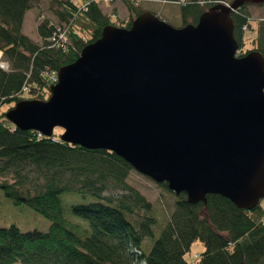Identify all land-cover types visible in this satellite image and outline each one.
Returning a JSON list of instances; mask_svg holds the SVG:
<instances>
[{
    "label": "water",
    "instance_id": "obj_1",
    "mask_svg": "<svg viewBox=\"0 0 264 264\" xmlns=\"http://www.w3.org/2000/svg\"><path fill=\"white\" fill-rule=\"evenodd\" d=\"M217 5L175 29L152 13L106 27L63 67L47 101L6 113L16 129L116 154L190 204L218 195L238 209L264 199V58L236 53L231 13Z\"/></svg>",
    "mask_w": 264,
    "mask_h": 264
},
{
    "label": "trees",
    "instance_id": "obj_2",
    "mask_svg": "<svg viewBox=\"0 0 264 264\" xmlns=\"http://www.w3.org/2000/svg\"><path fill=\"white\" fill-rule=\"evenodd\" d=\"M32 1L0 0V52L9 66L8 71L0 68V190L15 206L25 205L48 219L50 228L48 233L0 228V264H264L260 203L249 211L218 195L190 204L186 194H181L166 227L146 254L143 243L154 238L156 218L151 215V203L128 184L134 171L129 164L112 152L64 143L62 134L56 132L47 138L35 131H21L6 119L4 107L21 101H47L51 76L74 63L85 46L101 38L106 27L129 29L145 13L125 2L129 21L119 25L111 21L115 14H104L92 0L86 10L75 0H50L57 24L46 20L38 25L40 46L22 33ZM180 3L186 26L196 25L202 14L227 0ZM247 4L230 15L239 48L244 46V28L249 24ZM58 30L66 31L69 42L65 47L50 48L49 39ZM252 51L264 58V21ZM65 193L95 199L69 211L72 217L87 222L89 230L81 231L67 220L62 201ZM196 242L205 250L190 263L185 257Z\"/></svg>",
    "mask_w": 264,
    "mask_h": 264
},
{
    "label": "rangeland",
    "instance_id": "obj_3",
    "mask_svg": "<svg viewBox=\"0 0 264 264\" xmlns=\"http://www.w3.org/2000/svg\"><path fill=\"white\" fill-rule=\"evenodd\" d=\"M178 3L182 0H176ZM234 0H227L224 6L229 7V3ZM75 2L81 4V0H75ZM151 4H144L140 6V9L149 10L161 17L167 19L168 25L175 29H181L184 27V22L181 17L180 4H169L164 0H148ZM185 2V1H184ZM247 11L249 13V24L244 31V49L252 51L255 48L259 24L264 21V5H257L254 3H248ZM102 12L106 15L115 14L111 21L119 25H125L129 21V13L122 1L115 2L113 5H100ZM49 21L51 24H57V19L50 10V0H33L31 4V10L25 14L22 33L26 35L30 40L38 45H42V41L38 36L37 28L43 21ZM86 36V35H84ZM87 38V37H86ZM0 68L7 69L8 65L2 52H0ZM2 69V68H1ZM35 101V100H33ZM15 105L7 106L2 109L4 112L10 111ZM54 131L58 135L63 134V130L56 128ZM128 184L136 189L142 196L146 198L152 205L151 215L156 218V225L153 228L154 238H149L143 243V249L148 253V248L153 244L160 236L162 230L166 227L168 220L175 210V204L178 196L169 191L162 185L156 184L150 179L132 171L127 179ZM63 208L65 209V216L72 224L78 225L83 230H89V225L80 219L74 218L70 215L69 211L72 206L88 205L95 202V199L91 196H81L73 193H65L62 195ZM260 206L264 211V199L261 200ZM141 212L139 215L141 216ZM141 219V217H139ZM15 226L20 232H33L38 231L41 233H48L50 228V221L41 214L35 212L31 208L23 206H15L11 200L4 196L2 190H0V228H10ZM204 246L200 242H196L190 250V253L186 255L185 259L190 263H195V256H200L204 253Z\"/></svg>",
    "mask_w": 264,
    "mask_h": 264
},
{
    "label": "built area",
    "instance_id": "obj_4",
    "mask_svg": "<svg viewBox=\"0 0 264 264\" xmlns=\"http://www.w3.org/2000/svg\"><path fill=\"white\" fill-rule=\"evenodd\" d=\"M93 2L96 3H106V4H110L113 3L115 1H126L135 5H138L140 3L143 2H148V0H92ZM84 5L82 6L81 9L86 10V6L89 4V0H83ZM49 42L51 43L50 48H55L58 49L60 47H65V44H68L69 40H68V36L66 34V31H56L55 33L52 34V38L49 39ZM57 79L55 74L53 75L52 78V82L56 83Z\"/></svg>",
    "mask_w": 264,
    "mask_h": 264
},
{
    "label": "flooded vegetation",
    "instance_id": "obj_5",
    "mask_svg": "<svg viewBox=\"0 0 264 264\" xmlns=\"http://www.w3.org/2000/svg\"><path fill=\"white\" fill-rule=\"evenodd\" d=\"M234 1H235V0H234ZM234 1H233V2H234ZM231 4H232V3H231ZM231 4H230V5H231ZM245 4H247V3H245ZM243 5H244V4H243ZM243 5H242V6H243ZM232 13H233V12H232ZM232 13H231V14H232ZM245 53H246V50L244 49V46H243L242 48H239V49H238V51H237V53H236V56H237V57H241V55H242V54H245Z\"/></svg>",
    "mask_w": 264,
    "mask_h": 264
},
{
    "label": "crops",
    "instance_id": "obj_6",
    "mask_svg": "<svg viewBox=\"0 0 264 264\" xmlns=\"http://www.w3.org/2000/svg\"><path fill=\"white\" fill-rule=\"evenodd\" d=\"M145 11H148V12H151V11H149V10H146V9H144ZM104 13V12H103ZM151 13H153V12H151ZM105 14V13H104ZM155 14V13H154ZM160 18H162L163 20H165L166 22H167V19L166 18H164V17H161L160 16Z\"/></svg>",
    "mask_w": 264,
    "mask_h": 264
},
{
    "label": "bare ground",
    "instance_id": "obj_7",
    "mask_svg": "<svg viewBox=\"0 0 264 264\" xmlns=\"http://www.w3.org/2000/svg\"><path fill=\"white\" fill-rule=\"evenodd\" d=\"M1 54V53H0Z\"/></svg>",
    "mask_w": 264,
    "mask_h": 264
}]
</instances>
